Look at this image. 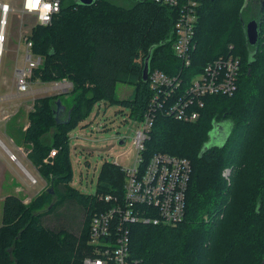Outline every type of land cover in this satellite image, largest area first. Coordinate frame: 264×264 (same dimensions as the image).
Returning a JSON list of instances; mask_svg holds the SVG:
<instances>
[{
    "label": "trees",
    "instance_id": "obj_1",
    "mask_svg": "<svg viewBox=\"0 0 264 264\" xmlns=\"http://www.w3.org/2000/svg\"><path fill=\"white\" fill-rule=\"evenodd\" d=\"M176 18L177 10L155 0H137L131 7L110 0H95L90 6L68 0L50 24L31 29V53L41 63L29 79L71 81L74 103L67 113L56 115L57 100L41 97L28 114L22 138L29 147L27 157L62 189L51 205L48 194L29 204L14 195L3 199L0 264H82L90 254L89 221L111 204L99 195L120 197L123 174L117 164L105 162L95 193H78L70 186L69 133L97 102L127 108L141 121L151 96L147 81H142L146 60L149 71L179 75L185 86L189 75L227 55L231 46L240 60L232 95L204 97L203 106L193 108L199 113L196 121L177 120L161 111L152 115L144 156L167 154L187 159L191 166L185 216L173 228L132 226L129 261L264 264V1L202 0L187 69L173 52ZM250 19L259 24L256 46L248 45L245 36ZM117 84L132 86L131 96L118 99ZM215 124L225 126L222 139L202 152ZM66 199L82 208L77 235L43 224Z\"/></svg>",
    "mask_w": 264,
    "mask_h": 264
},
{
    "label": "built area",
    "instance_id": "obj_2",
    "mask_svg": "<svg viewBox=\"0 0 264 264\" xmlns=\"http://www.w3.org/2000/svg\"><path fill=\"white\" fill-rule=\"evenodd\" d=\"M67 1L38 0L33 7L32 0H22L21 12L33 17L35 24L45 26L52 22ZM155 1L177 10L173 25V52L186 69L191 67L189 56L195 48L197 9L202 0ZM45 5L52 6V10ZM10 10L8 2H0V59L5 43L6 16ZM44 15H47V20L43 19ZM28 30L31 32V27ZM29 35L28 32L21 35V39L25 38L24 66L16 70L17 90L21 94L27 91V79L41 63V58L31 53ZM228 50L227 55L208 62L202 69L189 75L185 86L179 75L168 76L159 70L149 71L147 83L151 96L146 113L138 121L140 127L132 136L130 164L126 167L118 165L123 174L122 195H99L100 200L111 204L105 211L95 213L89 221L90 254L82 264H130L132 226L173 228L183 221L190 163L187 159L167 154H153L146 158L144 143L153 126L152 115L155 111L181 121H196L199 113L193 108H201L204 97L230 96L236 91L240 60L231 53L232 46ZM54 153L52 151L51 156ZM9 159L15 161L11 154Z\"/></svg>",
    "mask_w": 264,
    "mask_h": 264
},
{
    "label": "rangeland",
    "instance_id": "obj_3",
    "mask_svg": "<svg viewBox=\"0 0 264 264\" xmlns=\"http://www.w3.org/2000/svg\"><path fill=\"white\" fill-rule=\"evenodd\" d=\"M4 1L9 3L11 10L6 16L5 43L0 59V98L8 93L16 94L0 100V142L17 158L18 163L11 161L0 145V221L3 199L7 196H17L25 204L45 194L51 197L50 205L58 199L55 194L61 193L62 188L54 180L49 181L43 171L31 163L26 150L29 147L25 148L22 138L28 125V114L36 99H55L66 110L74 103L73 86L69 80L28 78L27 91L22 94L18 92L16 70L24 66L25 57V38L21 39V35L31 33L28 28L32 29L37 24L33 17L21 12L22 0H0ZM110 1L131 7L137 0ZM253 1L256 5H262L264 0ZM132 92V86L116 85L115 95L118 99L129 98ZM139 127L140 123L133 118L129 109L103 102L94 104L87 117L69 133V161L72 169L70 186L80 194L92 195L103 163H115L123 167L129 165L133 153L132 136ZM121 140H124L123 145H119ZM229 172V169L225 171L224 177ZM81 221V206L72 199H66L43 219V224L50 229L62 228L77 235Z\"/></svg>",
    "mask_w": 264,
    "mask_h": 264
},
{
    "label": "water",
    "instance_id": "obj_4",
    "mask_svg": "<svg viewBox=\"0 0 264 264\" xmlns=\"http://www.w3.org/2000/svg\"><path fill=\"white\" fill-rule=\"evenodd\" d=\"M76 3L83 5V6H90L94 3L95 0H74ZM245 36L248 45L250 46H256L258 39H259V24L255 20H250L248 21L245 25ZM149 73L148 69V61H145L144 69L142 71V81L146 82L147 81V76ZM59 111H62V108L60 107V102L57 101L56 103V115L59 113ZM55 115V118L57 119V116ZM220 125H214L212 131L209 134V141L205 145L204 149L202 152L205 150H208L209 148L219 144V139L217 137V134L220 135ZM222 137V136H220ZM221 140V139H220ZM124 140H121L119 142V145H123Z\"/></svg>",
    "mask_w": 264,
    "mask_h": 264
},
{
    "label": "crops",
    "instance_id": "obj_5",
    "mask_svg": "<svg viewBox=\"0 0 264 264\" xmlns=\"http://www.w3.org/2000/svg\"><path fill=\"white\" fill-rule=\"evenodd\" d=\"M16 92H17V91H16ZM14 94H16V93H14ZM14 94H13V93H12V94H11V93H10V94L8 93V94H6L5 96L1 97L0 100H2V98H7V97H8V98H9V97L11 98ZM17 94H18V92H17ZM20 94H21V93H20ZM62 111H63L64 113H67V110H66L65 107H62ZM220 139H221V138H220ZM220 141H221V140H220ZM0 145H1V147H2L3 149L6 150V152H8L9 154L13 155L9 150L6 149L5 146H3V145L1 144V142H0ZM9 154H8V155H9ZM13 156H14V155H13ZM14 157H15V156H14ZM15 162L18 163L16 157H15Z\"/></svg>",
    "mask_w": 264,
    "mask_h": 264
},
{
    "label": "flooded vegetation",
    "instance_id": "obj_6",
    "mask_svg": "<svg viewBox=\"0 0 264 264\" xmlns=\"http://www.w3.org/2000/svg\"><path fill=\"white\" fill-rule=\"evenodd\" d=\"M224 130H225V126H222V125H221V128H220V135L217 134V137H218L219 141H220V138L222 139V137H220V136H222Z\"/></svg>",
    "mask_w": 264,
    "mask_h": 264
},
{
    "label": "clouds",
    "instance_id": "obj_7",
    "mask_svg": "<svg viewBox=\"0 0 264 264\" xmlns=\"http://www.w3.org/2000/svg\"><path fill=\"white\" fill-rule=\"evenodd\" d=\"M45 7H46V8H49V10H52V6L45 5ZM43 19H44V20H47V19H48L47 15H44V16H43ZM0 40H2V37H0Z\"/></svg>",
    "mask_w": 264,
    "mask_h": 264
},
{
    "label": "snow or ice",
    "instance_id": "obj_8",
    "mask_svg": "<svg viewBox=\"0 0 264 264\" xmlns=\"http://www.w3.org/2000/svg\"><path fill=\"white\" fill-rule=\"evenodd\" d=\"M36 3H38V0H32V5H33V7L36 6Z\"/></svg>",
    "mask_w": 264,
    "mask_h": 264
},
{
    "label": "bare ground",
    "instance_id": "obj_9",
    "mask_svg": "<svg viewBox=\"0 0 264 264\" xmlns=\"http://www.w3.org/2000/svg\"><path fill=\"white\" fill-rule=\"evenodd\" d=\"M21 166V165H20Z\"/></svg>",
    "mask_w": 264,
    "mask_h": 264
}]
</instances>
